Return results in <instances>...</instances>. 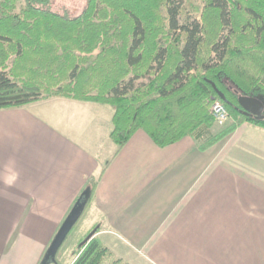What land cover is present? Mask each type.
I'll list each match as a JSON object with an SVG mask.
<instances>
[{
    "label": "crops",
    "instance_id": "0c3cea01",
    "mask_svg": "<svg viewBox=\"0 0 264 264\" xmlns=\"http://www.w3.org/2000/svg\"><path fill=\"white\" fill-rule=\"evenodd\" d=\"M53 97L0 109V264H39L80 194L131 264H264V126L213 146L110 137L114 108Z\"/></svg>",
    "mask_w": 264,
    "mask_h": 264
},
{
    "label": "trees",
    "instance_id": "16d2710c",
    "mask_svg": "<svg viewBox=\"0 0 264 264\" xmlns=\"http://www.w3.org/2000/svg\"><path fill=\"white\" fill-rule=\"evenodd\" d=\"M50 2L0 0V109L109 104L119 148L139 129L160 147L191 136L207 149L244 121L264 126L238 110L240 94L264 101V0H204L201 20L195 0H87L74 16ZM215 99L233 118L219 129ZM95 234L71 264H131Z\"/></svg>",
    "mask_w": 264,
    "mask_h": 264
},
{
    "label": "rangeland",
    "instance_id": "374dc122",
    "mask_svg": "<svg viewBox=\"0 0 264 264\" xmlns=\"http://www.w3.org/2000/svg\"><path fill=\"white\" fill-rule=\"evenodd\" d=\"M23 1L24 0H20V4ZM86 4H87V0H51V2L46 5V7L61 14H68L70 16H74L81 13L82 10L85 8ZM204 4H205L204 0H195V5L199 7V10H197L193 14L196 19L201 20ZM147 81L148 80L146 78H143L138 80L136 83L141 84ZM110 108H112L111 105L105 107V111H106L105 116L106 115L108 116L107 113H108V109ZM232 119L233 118L231 116L229 120ZM222 125L224 124H219L216 122L215 128L219 129V127ZM87 212L88 209L84 211V213L82 214L78 222L75 224L74 228L72 229L66 241L64 242V244L62 245V247L58 252L57 257L59 261L63 264H71L76 258L75 253L79 249L80 244L83 243L92 232H95L97 234L100 230V226H96L92 222L86 221L88 219Z\"/></svg>",
    "mask_w": 264,
    "mask_h": 264
},
{
    "label": "water",
    "instance_id": "95a60500",
    "mask_svg": "<svg viewBox=\"0 0 264 264\" xmlns=\"http://www.w3.org/2000/svg\"><path fill=\"white\" fill-rule=\"evenodd\" d=\"M217 93L221 99L227 101L222 91L217 90ZM238 102L240 105L238 107L240 113L255 119L264 120L263 100L258 97L240 94L238 96ZM91 196L92 189L90 187L84 189V191L80 194L69 214L67 215L62 225L59 227L57 233L55 234L54 238L52 239L51 243L49 244L39 264L57 263V256L60 248L66 241L75 224L84 213ZM94 234L95 232H92L84 242H86Z\"/></svg>",
    "mask_w": 264,
    "mask_h": 264
},
{
    "label": "built area",
    "instance_id": "2783aa9c",
    "mask_svg": "<svg viewBox=\"0 0 264 264\" xmlns=\"http://www.w3.org/2000/svg\"><path fill=\"white\" fill-rule=\"evenodd\" d=\"M211 113L215 121L219 124H224L231 117L226 105L220 99H215L211 105Z\"/></svg>",
    "mask_w": 264,
    "mask_h": 264
}]
</instances>
